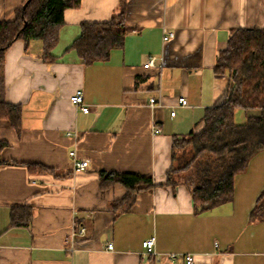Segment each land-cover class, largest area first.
Listing matches in <instances>:
<instances>
[{
  "label": "crops",
  "instance_id": "obj_1",
  "mask_svg": "<svg viewBox=\"0 0 264 264\" xmlns=\"http://www.w3.org/2000/svg\"><path fill=\"white\" fill-rule=\"evenodd\" d=\"M24 1L0 0V20L14 19ZM123 11L131 28L123 45L84 64L71 48L83 23ZM64 18L52 59L43 58L42 40L17 39L5 54V99L23 113L20 131L0 117V140L9 143L0 264H187V254L193 264H264V218L251 216L264 188V150L235 176L233 199L209 211L195 210L186 185H166L173 137L201 129L207 108L224 101L229 77L216 73L218 55L234 29L264 28V0H82ZM150 56L154 65L144 67ZM79 87L89 112L70 102ZM74 149L89 160L79 172ZM124 171L152 174L154 185L117 211L126 188L103 187L101 176ZM22 206L31 220L13 226V208ZM152 236L155 252H145Z\"/></svg>",
  "mask_w": 264,
  "mask_h": 264
},
{
  "label": "trees",
  "instance_id": "obj_2",
  "mask_svg": "<svg viewBox=\"0 0 264 264\" xmlns=\"http://www.w3.org/2000/svg\"><path fill=\"white\" fill-rule=\"evenodd\" d=\"M81 3L82 0H25L17 8L14 19L0 20V117L7 119L17 131L21 130L23 112L20 104L5 99L6 51L17 39H24L26 44L42 40L43 58L52 59V50L65 21V9ZM124 14L123 11L108 20L83 23L82 33L71 48L84 64L105 61L114 48L123 45L125 34L131 29ZM215 71L229 77L226 97L221 104L207 108L201 129L173 137L172 165L167 171L166 185L185 184L197 212L231 201L235 176L246 169L254 154L264 150V28L234 29L218 55ZM238 109H260L261 113L247 115L244 122H237ZM8 145L6 140H0V166L8 162L2 156ZM29 165L33 169L50 170L39 164ZM153 179L149 173L103 172L101 185L120 183L126 188L123 197L112 204L117 211H126L139 191L154 185ZM31 216L30 207H15L12 225H28ZM251 216L264 218V188Z\"/></svg>",
  "mask_w": 264,
  "mask_h": 264
},
{
  "label": "built area",
  "instance_id": "obj_3",
  "mask_svg": "<svg viewBox=\"0 0 264 264\" xmlns=\"http://www.w3.org/2000/svg\"><path fill=\"white\" fill-rule=\"evenodd\" d=\"M174 34L169 32L165 35V40L170 39ZM155 63V58L150 56L147 61L144 63V67H150L153 66ZM180 104L185 105L187 104V99L184 98L183 96H181L179 98ZM70 102L73 106L78 107L80 109H82L84 112H89L90 111V106L87 105L84 101V93H83V89L82 88H76L75 91L70 95ZM150 103L152 105H154L156 103V98H151L150 99ZM172 114L175 115V111H172ZM70 134V132H69ZM70 155L72 157V166H73V170L75 172H79L82 171L84 169H86L89 165V160L87 159H81L78 157L77 155V151L71 150L70 151ZM82 231H84V228H82ZM155 236H152L146 240L143 241V247L145 248V252H155ZM107 248L112 249L113 248V244L109 243ZM172 258H176L177 255L176 254H171ZM184 259L186 261L187 264H193V262L195 261V257L193 254H187L186 256H184Z\"/></svg>",
  "mask_w": 264,
  "mask_h": 264
},
{
  "label": "rangeland",
  "instance_id": "obj_4",
  "mask_svg": "<svg viewBox=\"0 0 264 264\" xmlns=\"http://www.w3.org/2000/svg\"><path fill=\"white\" fill-rule=\"evenodd\" d=\"M246 116H245V112L242 110V109H239L238 111H237V116H236V121L237 122H244L245 121V118ZM177 178H178V175H177ZM179 180H181L180 179V177H179ZM181 184V183H180ZM183 185H185V184H183Z\"/></svg>",
  "mask_w": 264,
  "mask_h": 264
},
{
  "label": "water",
  "instance_id": "obj_5",
  "mask_svg": "<svg viewBox=\"0 0 264 264\" xmlns=\"http://www.w3.org/2000/svg\"><path fill=\"white\" fill-rule=\"evenodd\" d=\"M27 3H28V1L24 4V6H26L27 5Z\"/></svg>",
  "mask_w": 264,
  "mask_h": 264
}]
</instances>
